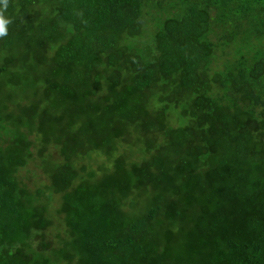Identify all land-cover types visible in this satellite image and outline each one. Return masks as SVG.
<instances>
[{"label": "trees", "instance_id": "obj_1", "mask_svg": "<svg viewBox=\"0 0 264 264\" xmlns=\"http://www.w3.org/2000/svg\"><path fill=\"white\" fill-rule=\"evenodd\" d=\"M0 10V264H264V0Z\"/></svg>", "mask_w": 264, "mask_h": 264}, {"label": "clouds", "instance_id": "obj_2", "mask_svg": "<svg viewBox=\"0 0 264 264\" xmlns=\"http://www.w3.org/2000/svg\"><path fill=\"white\" fill-rule=\"evenodd\" d=\"M0 4H3L4 9H7L8 0H0ZM11 21L6 19L4 16V11L0 10V38L8 35V25Z\"/></svg>", "mask_w": 264, "mask_h": 264}, {"label": "rangeland", "instance_id": "obj_3", "mask_svg": "<svg viewBox=\"0 0 264 264\" xmlns=\"http://www.w3.org/2000/svg\"><path fill=\"white\" fill-rule=\"evenodd\" d=\"M25 171H26V173L28 174V175H30L31 176V178L29 177V179L30 180H28V183L30 184H32V183H34V182H36V177H34V175H33V173L32 172H34V173H37V172H40L38 169H36L33 165H29V166H27V167H25V169L23 170V173L22 174H24L25 173ZM32 174V175H31ZM53 233H55V230L53 231ZM52 233V234H53Z\"/></svg>", "mask_w": 264, "mask_h": 264}]
</instances>
